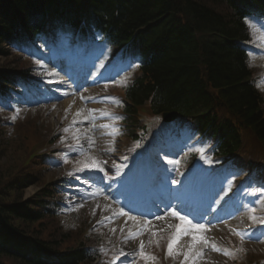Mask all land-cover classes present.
<instances>
[{
    "label": "rangeland",
    "instance_id": "rangeland-1",
    "mask_svg": "<svg viewBox=\"0 0 264 264\" xmlns=\"http://www.w3.org/2000/svg\"><path fill=\"white\" fill-rule=\"evenodd\" d=\"M176 4L177 2H175V5ZM199 5L203 6L205 9L208 8L211 11H215L217 15L221 17L226 18L227 16V13L223 11V9L211 2H208V5ZM177 6H179V4H177ZM185 7L186 4L184 3L182 9H185ZM181 13L183 15L186 13V16L192 19L190 16L193 14L191 10H186L185 12L181 11ZM177 21L179 22V26L183 25L180 19ZM201 28H205L203 24H201ZM182 32H185L182 34L185 38H190L192 34L188 30ZM208 39L211 41V38ZM250 45L253 46V48L255 47L252 51L253 56L251 61L253 73L257 70H264V35L259 32L255 33L252 44ZM26 56L27 57H25V54L22 52H18L16 54L10 53L7 58L0 57V71L4 70L5 73L8 71L16 72L18 75L22 73L20 70L27 72L31 71L30 76L27 77V79H31L28 84L33 83L40 88L45 87L46 94L43 96L48 98L52 97L54 102L41 105L34 97L35 95H40L39 92L30 87L27 89V95L16 97L14 102H12V106L0 108V136H4V138L0 139L2 147L0 151V188L2 186L10 190V185H13L14 188L25 195L24 198H33L43 187H46V182L60 177V169L57 173L50 170L48 175L45 176V172L42 173L39 165L35 166L28 163L29 159L33 156L34 149L40 147L44 141H52L55 135L57 136L55 148L65 149L67 147H75V150H77L78 153L69 157V160L72 162L70 164L79 165L80 160H84L85 163L91 164L92 160L95 159L100 162V167H102L104 171H113L114 164L116 163L115 160L118 156V150L115 149L116 145H114V143L119 145L123 140L120 141L117 139V136L121 137L120 130L117 131V129H119L118 127L121 125L117 121V118L112 117L111 119L104 115V113H110L111 109L115 108V106L121 107L124 105V88L127 87L128 83L131 81L130 77L134 74L133 71L131 72L128 69V73L131 72L128 74L129 78L126 79L125 75V78L118 83L93 82L91 83L92 86L96 85L97 88L91 90L87 95H81V92L72 93L70 88L72 85H81L80 83H82L83 80H77L79 75H77L75 81H72L70 74L65 73V75L68 76V82L61 83L66 87L63 89L62 85L57 82L58 78L64 77L63 73L61 74L58 70L60 75L57 74L56 71H52L51 73H46V71L43 72V64L38 63L37 57L30 53ZM194 57L192 62L202 58L200 52L196 53ZM34 59H36V61ZM150 82L151 80L145 81L140 88L143 90L150 85ZM81 86L80 89L91 85ZM53 88L55 90H53ZM257 88L259 93L264 97V76H262L259 87ZM51 90H53L52 94ZM55 91L57 92L56 94ZM65 93H67V95H64ZM54 95L55 97H53ZM73 96H81L80 102L77 101V103H79L78 107L80 111L81 109H87L83 114L85 115L84 118H81L83 115L75 118L71 110H64L62 108L66 101L74 98ZM117 101L119 103H117ZM72 103L73 105L75 104L74 102ZM148 104L151 105L150 101ZM257 109L260 110L262 113L261 115L264 116V104L262 106L258 105ZM129 115L130 114H127V116ZM142 116L149 115L144 114ZM13 117H15V119H13ZM99 121L100 128L104 125H109L108 128L110 129L108 133H110L109 131L112 130L111 127L113 126L115 128V136L106 137L104 133H99L94 130V134L88 136V138L96 137L95 140L91 141L92 145L89 148L82 147L84 145L82 134L92 130L91 127L96 128ZM65 129H68V131H65ZM2 140H6L8 145L4 144ZM244 145H246V147L239 156L245 164H247L251 158H254V156L257 161H264V145L257 142L255 138L247 132L245 133ZM70 185L74 186L76 189H73V187L72 189L76 191L67 192L68 198L66 199V203L68 209L73 212L68 214L69 221L63 222L65 231L69 232L71 229L75 231L73 233L69 232L71 235H80L82 226L88 228V225L83 219L84 216L88 215L94 216L93 219L96 228L106 224L104 227H101L100 230L103 235L108 238L107 241H111L112 243L109 244L108 247H105L106 244L99 243H93L91 245V247H105L102 256L104 264H163L160 261L143 259L139 255L140 248L132 255L129 254V251L126 250L127 246L140 245L141 241L144 242V252L146 255H155L156 258L162 255L167 258L169 264H193V259L191 257L185 261V254L189 252L190 245L192 244L191 233H181L179 237L181 240H178L174 244L173 255L171 257L168 256V244L175 239L177 235L176 226L181 223L179 219H171L166 222L164 231L153 229L149 231L147 235L144 234L134 240L129 239V232L136 229L133 221L126 219V222L122 223L123 218H120L115 222L110 218L112 214L103 213V210L108 209L109 205L106 204L101 210L94 202L90 204L91 202L89 201H82V196L87 192L89 187L87 182L79 180V182L70 183ZM1 193L2 192H0V194ZM261 204L262 203L257 202L251 204L250 207L260 209ZM110 207V210H114L115 208L112 203ZM216 213L217 209L210 213L211 215H209L205 221L206 230L202 235L210 243L207 245L198 243L196 245L194 251L201 252L203 255L197 257L194 264H236V262L238 264H248L249 260L254 259L256 261L252 256L264 259V239L256 237L259 236V234H254L253 239H248L246 235L253 230L254 227L260 226V223H254L250 219L249 213L241 217L238 215V217L233 218V220L231 219L232 213L228 210L223 213L222 219L220 220ZM0 220H2L1 216ZM0 226H6V224L0 222ZM113 227L117 229V234L114 237H112L111 233ZM152 227L155 226L152 224L150 229ZM247 227H250V229ZM92 230V232L96 234L95 228ZM0 232L4 234L6 239L12 238L10 234H7L5 231L3 232L1 229ZM153 233H155V235H153ZM236 233H244L245 238L241 240V237ZM150 239L154 245H149ZM211 244H215L218 248L232 251L236 255L235 257L226 256L223 252L214 251L212 250ZM67 246L75 247L76 245L71 240L64 245V247ZM241 248L244 250L243 252L239 251ZM121 251L127 255H121ZM115 253L116 255H114ZM242 257H246L247 260L242 262ZM5 263L18 264L16 261L13 262L10 260Z\"/></svg>",
    "mask_w": 264,
    "mask_h": 264
},
{
    "label": "trees",
    "instance_id": "trees-1",
    "mask_svg": "<svg viewBox=\"0 0 264 264\" xmlns=\"http://www.w3.org/2000/svg\"><path fill=\"white\" fill-rule=\"evenodd\" d=\"M44 1L46 2V0ZM47 1L64 7L65 18L72 22H76L77 16H80L85 9L89 13L93 12L97 16L98 27L104 29L103 24L107 29L104 31L106 36L115 45L126 42L133 37H136L138 48L143 42L144 54L148 59L146 63L148 64L147 77L146 79L141 77L131 89H128L126 94L129 102L133 105L127 109L128 113L137 117L138 111L146 106L149 107L153 115H161L167 111L177 112L181 114L182 118L194 125L196 131L204 139H213V137L218 139L219 143L215 145V152L216 156L221 159L236 156L241 150L243 145L242 134L240 133L243 130L254 134L257 140L264 141V116L257 109L258 105L264 104V99L254 85L251 70L247 64L246 50L240 44L248 38L245 20L252 13V9H264V0H117L126 8L125 19L128 17L134 19L131 22V24L134 23V26L148 27L153 21L150 20L151 14L149 13L154 11L158 14L155 25L157 24L159 27L162 24L164 27L157 28L156 25L152 28V30L157 28L155 30L156 38L152 41L149 40L152 38V30H130L127 32L126 26L114 30L104 22L102 16L98 14L97 8H95V3L91 1L81 0L72 7L63 5L59 2L60 0ZM174 1L180 7L175 5ZM208 2L223 9L227 13L226 18L199 5H208ZM184 3L186 7L182 9ZM40 6L42 11H47L41 1ZM17 8L0 9L1 28L9 26L11 19L18 22L19 27H25L24 22L17 18ZM186 10H191L193 14L190 16L193 20L186 16V13L185 15L181 13V11L185 12ZM107 11L111 16V11L109 9ZM54 12L53 15H55ZM167 14L174 18L172 22L173 31L169 30ZM175 14H178L185 30L188 26L190 33H192L190 38L182 36L185 33L182 32V29L177 31L178 27L181 26H179L177 21L179 18ZM165 15L167 17L162 22L159 21ZM201 24L205 28H201ZM174 25H178V27H174ZM7 31L9 33L6 36H0L1 57L9 55L2 49L4 42L11 40L12 37L15 39L18 37L15 31ZM208 38H211V41ZM31 40L24 39L28 42ZM169 40L175 43L173 52L165 48L164 44ZM198 52L202 58L192 62ZM145 67L146 65L143 68ZM168 73L176 74V82L162 85L161 79ZM178 73L184 77L185 85L189 88L188 92L180 89L179 85L184 84V82L177 80ZM0 78L5 82L9 79L1 73ZM147 80H151L150 85L142 90L140 86ZM154 90L159 94L154 95ZM174 90L176 92H173ZM149 101L151 105L148 104ZM134 135L131 134L130 136L134 137ZM12 187L14 188L13 185H10V188ZM6 240L4 234L0 232V246ZM51 242L60 243L61 241L53 240ZM45 246L42 245L41 249L43 255L51 254L54 261L64 260L68 264H83V262L88 263L92 260L85 249L62 255L54 251L52 244L48 243ZM24 262L32 264L29 261ZM35 264L42 263L39 261Z\"/></svg>",
    "mask_w": 264,
    "mask_h": 264
},
{
    "label": "bare ground",
    "instance_id": "bare-ground-1",
    "mask_svg": "<svg viewBox=\"0 0 264 264\" xmlns=\"http://www.w3.org/2000/svg\"><path fill=\"white\" fill-rule=\"evenodd\" d=\"M40 1L43 3V5L46 7L47 11H42L40 8ZM78 1L81 0H60L59 2L62 3L65 6L72 7L74 6ZM95 3V8H97V12L100 16H102L104 22L108 24L110 27H112L114 30H117L118 27H125L127 32L130 30L132 31H150L152 28H154L157 22L158 14L154 11H151L150 9V20H153L151 24L148 25V27H142V26H134L131 24L134 19L132 17H128V19H125L124 14L126 13V8L123 6V4L119 3L117 0H87ZM149 1V0H147ZM151 1V0H150ZM39 2V3H38ZM18 7V11L16 15L19 20H22L24 22H29L32 25L38 24L37 19L39 20H47L50 18V16L53 17H61L65 18L66 13L64 12V7L60 6L59 4H54L51 2H46L44 0H0V9H16ZM170 7V5H169ZM20 8V9H19ZM107 9L111 11V16L108 13ZM172 9V8H171ZM175 10V8H173ZM172 10V11H173ZM55 11V12H54ZM168 11V9H167ZM53 12L55 15H53ZM177 13V12H174ZM171 14V13H170ZM168 15V26L170 31H173V16ZM167 15L162 16L159 21H163ZM178 17V14H175ZM1 17V12H0ZM14 18V17H13ZM179 18V17H178ZM0 20H2L0 18ZM5 23L3 22V25ZM126 24V25H125ZM254 26L258 27L259 24L257 22L253 23ZM161 28L164 27V25L160 24ZM157 25V28H159ZM174 27H178V25H174ZM156 28V29H157ZM152 30V38L149 40L152 41V39L156 38V32L155 30ZM180 29V27H178ZM15 31L16 36L21 37L23 39L31 40L29 38V35L24 34L19 27V23L15 22L11 19V22L9 26L6 28L0 27V36H6L9 31ZM30 30V29H29ZM186 30L190 31L188 26L186 27ZM31 31V30H30ZM32 42V41H29ZM166 50L169 49V51L173 52L175 49V43L172 40H169V42H166L165 44ZM148 64H146V67L142 69V77L146 79L147 75L146 72L148 71ZM175 76V77H174ZM184 77H181V75L177 74V80H183ZM65 81H68L67 76H64L60 81H57L58 83H64ZM185 80H183L184 82ZM161 84L164 85L165 83H171L174 84L176 82V74L168 73L165 74L163 79H161ZM90 83L87 81L86 86ZM178 87V86H177ZM180 89L182 91L188 92L189 88L187 85L181 84L179 85ZM157 90V89H156ZM156 90L153 91V94H159L156 92ZM177 90V88H175ZM173 92H176V91ZM43 99L46 97L42 96ZM76 99H69L65 102L64 106L62 107L64 110H71L74 114L73 117L77 118V113H81L78 117H81L85 109H81L78 107L79 103H77ZM74 102L75 104L73 105ZM77 105V106H76ZM76 106V107H74ZM71 113V115H72ZM85 116V115H83ZM82 118V117H81ZM0 216L2 220L0 222L5 223L6 226H0V229L7 234H10L12 238L7 239L6 242L0 246V264H6L5 262H8V260L17 262L18 264H26L24 261H29L32 264L38 263L39 261L46 258V260H53V256L51 254L49 255H43L42 249V242L48 243L44 237L47 234L48 228L46 227L45 222L42 219L44 209L47 207V205L50 203V201H45V198L42 196H37L35 194L32 197L24 198V194L21 191H18L16 188H10L5 189V187L0 188ZM117 211V210H116ZM148 211V210H147ZM5 213V214H4ZM115 213V210L112 212ZM4 216V217H3ZM144 227H147L145 223L143 224ZM134 227L142 229V224H137V220L134 221ZM22 244H30L26 246H21ZM98 264V263H96Z\"/></svg>",
    "mask_w": 264,
    "mask_h": 264
},
{
    "label": "snow or ice",
    "instance_id": "snow-or-ice-1",
    "mask_svg": "<svg viewBox=\"0 0 264 264\" xmlns=\"http://www.w3.org/2000/svg\"><path fill=\"white\" fill-rule=\"evenodd\" d=\"M246 23L248 24L250 30H252L253 28L256 27V26L252 25L251 23H249L248 21H246ZM260 30H264V25H260ZM135 67H139V64H136ZM117 103H119V102L117 101ZM77 115L79 116V115H81V113L78 112ZM104 115L110 116L111 113H104ZM13 119H15V117H13ZM103 127H107V126L105 125ZM65 131H68V129H65ZM77 139H78V137H77ZM89 139H91V138H89ZM170 163L179 164V161H170ZM84 168H94V169L98 170L99 172H104V169L102 167H100V162L96 161L95 159L92 160L91 164L85 163L80 170L82 171ZM105 175H106V173H105ZM251 194L264 197V188H261L259 190L254 189ZM258 202L259 203H264V199H261ZM257 211H258V209L256 207H250L249 208L250 219L254 223L264 224V217H257L255 215V213ZM171 214H172V216L178 218L181 221V223H180V225L176 226L177 235H176L175 239H173L168 244V256L171 257L173 255V247H174V244L178 241V239L180 237V234L181 233H183V234L191 233L192 234V244L190 245L189 252L187 254H185V261H187L188 258L191 257L193 259V264H194L195 259L197 257H200V256L203 255L201 252L194 251V249L196 248V245L198 243H202V244H205V245L210 243L202 235V233L206 230L205 229V225L201 224V223H195L194 224L191 220H189L187 218V216L180 215L179 212H177L175 210ZM119 215L127 216L128 219H130L132 221H136V217L135 216H130L128 213L124 212L123 210L120 211ZM159 218L163 219V217H159ZM144 230H146V229H142L139 232H131L130 231L128 238L134 240V239L137 238L138 235H143V231ZM236 234L241 237V240H243L245 238V234L244 233H236ZM153 235H155V233H153ZM246 235H247L248 239H253L254 238V234H252V233H247ZM261 236L264 237V233H261ZM144 247H145L144 242L141 241L140 245H139V248H140L139 255L143 259H146V260H155L156 257L145 254ZM211 247H212V250L217 251V252H223V254L226 255V256L235 257V255H236L234 252L229 251L227 249L218 248L215 244H211ZM239 251L243 252L244 250L241 248ZM121 255H127V254H125V253H123V251H121Z\"/></svg>",
    "mask_w": 264,
    "mask_h": 264
}]
</instances>
